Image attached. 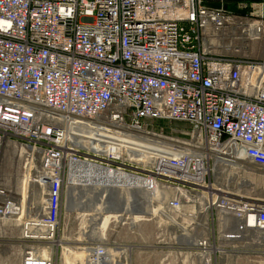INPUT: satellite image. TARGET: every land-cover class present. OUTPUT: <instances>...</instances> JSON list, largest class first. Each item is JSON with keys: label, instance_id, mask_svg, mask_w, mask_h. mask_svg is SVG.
Masks as SVG:
<instances>
[{"label": "built area", "instance_id": "2783aa9c", "mask_svg": "<svg viewBox=\"0 0 264 264\" xmlns=\"http://www.w3.org/2000/svg\"><path fill=\"white\" fill-rule=\"evenodd\" d=\"M225 38L264 41V0H0V152L7 142L27 149L35 183L27 190L22 173L13 188L0 184V221L17 217L23 242L51 244L81 164L129 205L127 157L71 139V121L108 115L131 138L161 141L154 164L132 174L174 254L209 263L224 239L259 244L264 202L236 189L245 168L264 172V55H220ZM160 123L182 128L165 134ZM77 243L75 264H115L105 240ZM23 257L53 264L26 246Z\"/></svg>", "mask_w": 264, "mask_h": 264}, {"label": "rangeland", "instance_id": "374dc122", "mask_svg": "<svg viewBox=\"0 0 264 264\" xmlns=\"http://www.w3.org/2000/svg\"><path fill=\"white\" fill-rule=\"evenodd\" d=\"M233 7V5L227 4L226 9L231 10ZM223 46L224 47L221 45L219 54L230 58L260 59L264 55V41L242 42L225 38ZM85 121L89 122V124L92 123L93 126H101L109 132L116 131L125 135H129L130 133L124 129L111 127L112 123H119L113 121L108 115H103L96 120ZM159 125L164 128L166 127L167 130H165V134L169 132L170 127L182 128L181 125L174 123H160ZM148 139L149 140L146 141L152 142V145L147 143L145 146L136 148V150L132 147L129 149L128 154L132 156L130 157L129 162L131 173L136 169L141 170L142 167H147L146 165L149 163V160L155 155L149 150L155 149L156 146L159 145L158 143H161V141H156L155 138V141L152 138ZM126 144L127 142H123L120 145L126 146ZM120 147L124 154L127 153L125 147ZM12 151L13 153L10 154ZM12 151L10 148L3 146L0 152V184L9 188H13L15 184L20 183L22 173L25 175L26 183L28 182V178L32 175V171H29V167L24 161L25 157L21 154L20 148H13ZM134 151L136 152V155ZM146 169L148 170V168ZM254 171V174H249L247 172L241 173L238 184H242L241 182L243 181L245 186L240 188V192L237 193L257 201H264V172L259 170ZM29 188L30 186H27V190H29ZM118 195L121 199L122 193L118 192ZM129 198L130 203L129 205L127 204L129 206L128 212L125 211L122 213L123 216L121 215V209L117 212H109L107 218H105V214L102 215L95 213V208L91 212L86 211L87 214L81 219L78 216H81L83 213H74L73 207L70 206V202L67 203L68 205H65V212L67 214L65 221H67V224L64 225V227H59L58 234L55 238L56 244L52 245L50 250V253H52L53 256V264H75L73 257H77L80 254L74 249L78 247L77 241L79 242L83 240H105L110 248L115 251L112 253L113 257L117 256L114 255L117 251H122V253H124L123 258L126 259L127 264H155V261L157 262L156 253L159 252L160 247L158 244V241H160L159 225L157 223L159 215L155 210L156 206L152 203L151 197L145 196L133 188L130 190ZM99 200L103 203V196L100 197ZM36 203L39 206L38 208L40 212L42 199L36 200ZM99 209H102L100 205ZM104 210L105 209H102L103 213H105ZM31 215V217H34L33 213ZM96 216L97 218H95ZM124 216L129 217V222L128 226L122 228L120 224L126 222ZM12 219L0 221V264H23L22 254L25 246L32 249H39L38 252H40L41 248L50 246V244L23 242L20 239L19 228L15 226V222H13ZM95 219L98 221H106L105 224L115 223V221L119 224L108 230L102 229V232L100 233L98 229L96 231L90 227L93 226V222H96ZM79 221H83L88 227L85 228V230H82L78 226ZM64 247L70 249V252L65 255L62 250ZM179 260L182 264L201 263L200 259H190L188 255L181 257ZM115 261L118 260L115 259ZM238 262L240 264H254L253 261L249 260L248 262L245 260ZM260 263L264 264V262Z\"/></svg>", "mask_w": 264, "mask_h": 264}, {"label": "bare ground", "instance_id": "6f19581e", "mask_svg": "<svg viewBox=\"0 0 264 264\" xmlns=\"http://www.w3.org/2000/svg\"><path fill=\"white\" fill-rule=\"evenodd\" d=\"M71 123H72L71 139L74 142V144L76 146H80L83 149H87L88 151H91V152L95 153L96 156H101V157H109V156H112V157H121L124 154L123 151H122V149H121V147H120V146H122L123 148L125 147L127 153H125L124 155L127 157V159L130 162V157H132V156H130L128 154V152H129V149H131V147L134 150H136V148L141 147V146H145L147 143H149L150 145H152V142H147L146 140H143V139H139V138H135L134 139V138H131L129 135L121 134V133H118L116 131H111V132L106 131L101 126H93L92 123L89 124V122H87L85 120L84 121L73 120V121H71ZM111 127L117 128V129H123L124 128V126L122 124H116V123H112L111 124ZM150 138H152L154 140L153 137H150ZM123 142H127L126 146L120 145ZM6 147L7 148H10L11 151H12L13 148L19 147L20 150H21V154L23 156H25V154L27 153V149H25V148H23V147H21L19 145L13 144V143L7 142L6 143ZM12 153H13V151L10 154H12ZM135 155H136V152H135ZM154 159H155V156L153 155L151 157V159L149 160V163L146 166L153 165L154 164ZM24 161L26 162L27 166L29 167L28 168L29 171H33L34 166L31 164V162L26 161L25 159H24ZM87 166L88 165H84V164H81V166H79L82 170H79L80 173L77 174V178H74V184H76L77 179H78V176L81 177V180L83 181V180L88 179L89 175H91V172L92 173L95 172V170L92 169V166H88V167ZM244 172H247L249 174H254L248 168H245L241 173H244ZM93 175L96 176L98 179H103L102 176L100 174H98V173H95ZM27 181H28L27 182V186H30V188H32V186L34 187L33 184H35V183H34V180H33L32 175L28 178ZM83 183H84V181H83ZM129 183H130V190H131V188H133V189L137 190L138 192L142 193L143 195L150 197L147 193H145V191L143 189V187H144V179L142 177H139V176H137L135 174L130 173V175H129ZM241 183L242 184H238V180H237V184L239 185V187H237V189H236L237 192H240V188H242V187L245 186V184H244L243 181ZM2 186H4V185H2ZM4 187L7 188V189L9 188L7 186H4ZM117 191L118 192H121L122 195H123V191H121V189L119 187H118V190ZM236 194L238 196H240L241 198H248V197H246V196H244L242 194H239V193H236ZM125 196H126V199H127V202H128V196L126 194H125ZM39 199H41V193H39L38 196H36L33 199V207H32L33 208V211H31V212H33L34 217H38L41 214V211H42V207L40 206V212H39V208H38L39 206L36 203V200H39ZM248 199H251V198H248ZM69 200H70V195L68 194L67 195V199H66V204H65L66 206L68 205L67 203H69ZM252 200H255V199H252ZM42 201H43V199H42ZM260 202H264V201H260ZM99 205H100V207L102 209H105L104 210L105 213H103L102 209H99ZM96 206L97 207L94 210L95 213L102 214V215L105 214V218H107L109 212L107 211V209L105 207L106 206L105 205V202L102 203L98 199V202H97V205ZM127 207H129V206L127 205ZM37 208H38V211H37ZM155 210L158 211L159 209L156 207ZM79 213H83V214H81V216L80 215L78 216L81 219H82V217L84 215L87 214L86 211H80ZM64 214L67 217L66 212H64ZM34 217H32V218H34ZM12 218H14V219H12ZM95 218H97V216ZM8 219L9 220L12 219V221L15 222V226H19L20 225V222H19V220H18L17 217H10ZM95 221L96 222H93V226H90V227L93 228V229H95L96 231L98 229V231L100 233L102 232V229L108 230L110 228H114L113 223H111V224H109V223L105 224L106 221L105 222L103 220L102 221H98L96 219H95ZM103 223H104V226H103L104 228H96L98 226L99 227H102V226H100V224L102 225ZM78 226L82 230H85V228L88 227L87 224H85L83 221H79ZM55 244H56V241L55 242L53 241V242H51V244H50L49 247H43V248H41L40 252H38L39 249H36V252H38L41 255L46 256V255L50 254L51 246L52 245H55ZM23 250H24V252H23L22 255L24 256L25 247H24ZM189 258L191 259V257H189ZM199 259H200L201 263H204V261L202 260V258H198V260ZM23 260H24V257H23Z\"/></svg>", "mask_w": 264, "mask_h": 264}, {"label": "crops", "instance_id": "0c3cea01", "mask_svg": "<svg viewBox=\"0 0 264 264\" xmlns=\"http://www.w3.org/2000/svg\"><path fill=\"white\" fill-rule=\"evenodd\" d=\"M100 226L102 227L98 226V228H104V223L102 225L100 224ZM250 236L252 237V234ZM259 237L261 240L259 244H246L245 246L224 239L222 247L223 250L218 249L217 252H214L211 255V261L209 263H206L205 258H202L204 261L202 264H238V261L241 260H245L247 262L249 260L253 261L254 264H262L260 262H264V234L259 233ZM158 244L160 247L159 252L156 253L157 262L155 261V264H182L179 259L184 256L178 257L173 253L172 247L168 242V238L158 241ZM62 250L64 251V255L70 252V249L65 247ZM113 252L115 251L111 250L110 253L112 254ZM79 254H81V252H79ZM114 255H117L114 258L118 260L115 261V264H127L126 259L123 258L124 253H122V251H117ZM198 258L196 257L194 259L197 260Z\"/></svg>", "mask_w": 264, "mask_h": 264}, {"label": "flooded vegetation", "instance_id": "af4514ba", "mask_svg": "<svg viewBox=\"0 0 264 264\" xmlns=\"http://www.w3.org/2000/svg\"><path fill=\"white\" fill-rule=\"evenodd\" d=\"M83 181L81 180V177L78 176L76 184L70 188L71 197L69 202L70 206L73 207L74 213H78L80 211L91 212L96 208L98 199L101 196L104 198L105 207L108 212H115L119 208L123 211V213L127 210V199L125 193L123 192L120 199L118 191L108 180L104 178L98 179L96 176L91 174L88 179Z\"/></svg>", "mask_w": 264, "mask_h": 264}, {"label": "trees", "instance_id": "16d2710c", "mask_svg": "<svg viewBox=\"0 0 264 264\" xmlns=\"http://www.w3.org/2000/svg\"><path fill=\"white\" fill-rule=\"evenodd\" d=\"M231 5H233V4H231ZM227 6V4L225 5V7ZM234 6V5H233ZM228 10H230V9H228ZM231 10H235V7H233V9H231Z\"/></svg>", "mask_w": 264, "mask_h": 264}]
</instances>
